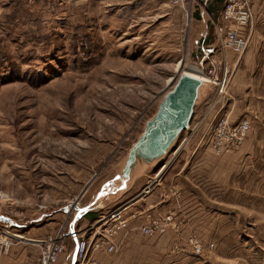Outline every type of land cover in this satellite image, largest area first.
I'll use <instances>...</instances> for the list:
<instances>
[{"label":"rangeland","instance_id":"1","mask_svg":"<svg viewBox=\"0 0 264 264\" xmlns=\"http://www.w3.org/2000/svg\"><path fill=\"white\" fill-rule=\"evenodd\" d=\"M244 1L248 42L235 54L219 50L220 19L207 40L196 28L195 14L204 12L199 0H185L182 8L169 0H0V220L8 222L0 221V233L21 235L50 223L49 235H64L83 208L96 216L74 226L86 238L100 230L99 217L125 206L180 148L152 191L123 212L131 218L126 233L141 249L135 258L264 264V0ZM202 50L221 61V85L209 84L200 95L189 130L162 165L117 200L101 195L100 184L117 171L181 74L175 65L197 66ZM221 118L250 122L240 147L213 148ZM178 167L183 172L171 196L162 182ZM157 188L158 197L169 199L167 193L174 201L150 203ZM72 203L80 208L72 211ZM167 214L174 228L142 234V225ZM12 241L9 249L23 240ZM194 244L201 254L192 252Z\"/></svg>","mask_w":264,"mask_h":264},{"label":"built area","instance_id":"2","mask_svg":"<svg viewBox=\"0 0 264 264\" xmlns=\"http://www.w3.org/2000/svg\"><path fill=\"white\" fill-rule=\"evenodd\" d=\"M184 2L185 0H169L171 6L178 8H182ZM219 19L222 24L215 25L219 50L241 54L247 46L248 36L246 30L251 19V12L246 1L225 0ZM220 63L221 61H215L208 52L203 51L197 65L202 68V75L216 87L221 85L216 73V66L220 65ZM249 130L250 122L248 120L230 125L228 119L221 118L214 127L212 141L210 142L217 152L234 150L244 143ZM157 173L147 181L136 198L147 196L152 191L154 186L160 181L161 175L157 177ZM148 187L149 190H146ZM72 205V211L80 208L78 203H72ZM125 209L126 205L100 217L96 222L100 225V230L90 233L86 238H83L79 233H74L73 237L77 240L76 260L78 264H101L96 259V254L102 252L117 235L126 233L130 229L131 218L124 216L123 212ZM82 211L83 209H81ZM81 214L74 215L76 220L80 218ZM174 226L173 214H167L161 218L152 219L147 224L142 225L140 230L145 236L164 235ZM12 240H22V238L11 237L7 232L0 233V257L7 254L9 246L13 242ZM64 242L65 238L61 233L54 236L47 235L40 240H34L39 249V263L57 264L60 256L65 252ZM192 252L196 255L201 254L200 245L194 244Z\"/></svg>","mask_w":264,"mask_h":264},{"label":"water","instance_id":"3","mask_svg":"<svg viewBox=\"0 0 264 264\" xmlns=\"http://www.w3.org/2000/svg\"><path fill=\"white\" fill-rule=\"evenodd\" d=\"M201 84V80L185 73L178 76L161 98L155 114L146 121L143 132L130 146L114 177L101 187V195L103 192L110 196L121 195L148 170L162 165L181 133L190 128ZM115 181H120V185L112 189L109 184Z\"/></svg>","mask_w":264,"mask_h":264},{"label":"crops","instance_id":"4","mask_svg":"<svg viewBox=\"0 0 264 264\" xmlns=\"http://www.w3.org/2000/svg\"><path fill=\"white\" fill-rule=\"evenodd\" d=\"M201 4L203 5V10L204 12H199L198 14H195L194 21L199 23L196 28L199 30L201 28L203 30V34L205 35V40H207L208 33L210 31V25H212V22L214 20H219V14L222 9L223 3L225 0H199ZM208 20L210 21L208 23ZM198 32V31H197ZM204 41V40H203ZM209 41V40H208ZM209 45H207L208 47ZM206 51V50H202ZM148 172V171H147ZM146 172V173H147ZM183 172V168H177V169H171L170 172H168V175L164 178V181L162 184H164L163 189L166 192L170 193L171 196L172 191L175 190V188L178 189V179ZM116 171L114 170V173H112V177L115 175ZM145 173V174H146ZM145 176V175H144ZM143 176V177H144ZM112 177L108 178L107 180L103 181L100 184V187L97 189V191H100L101 187L109 181ZM141 177V178H143ZM139 178L136 180L130 189L123 194H117L111 196L115 200L119 199L122 195H126L128 192H130L135 184L141 180ZM150 179V178H149ZM161 184V183H160ZM146 185V183L141 187ZM176 186V187H175ZM159 187H162L160 185ZM136 190L135 194L137 196L138 192L141 191L142 189ZM161 188H157L155 191H153L152 195L147 198L150 203H153L154 201L156 202V205L166 201V202H173L174 198L171 199L170 194L167 195V193L164 195L165 197H168L169 199H162L161 193H159L158 197V191H160ZM170 190V191H169ZM175 192V191H174ZM176 194V193H175ZM97 196V195H96ZM96 196H93V199H95ZM117 196V197H115ZM136 196H131L129 201L127 202L126 206H129L131 208L133 202L138 200L139 198H136ZM180 196V195H179ZM154 200V201H152ZM99 200L96 199V202ZM179 202V201H178ZM155 204V203H153ZM153 206L149 205L148 208H152ZM96 218L95 215L88 213V211H82V214L78 220L74 217L70 223L69 230L66 232L65 238V252L63 255L60 256L58 263L57 264H78L76 260V246H77V240L74 238V233H77L78 231L75 229L76 222H78L80 219L83 221L82 225L87 226L90 224V222H93V220ZM100 218V217H99ZM7 220V219H6ZM2 222H4V219H1ZM8 223V222H4ZM14 228L21 229V226H19L16 223H13ZM49 224H45L41 227H31L30 229L26 230V232H19L21 233V236L23 237V241L13 245L7 252V254L3 255L0 257V264H40L39 263V249L38 247L34 244V240L37 239H42L46 235H49ZM89 228V227H88ZM16 231V229H13ZM16 233V232H15ZM14 234V233H12ZM17 234V233H16ZM20 235V234H17ZM137 237L136 235L132 233H122L117 235L111 243L100 253L96 254V259L101 263V264H141L142 261L141 259H136L135 256H141L142 254L140 253L141 249H136L133 246H135L133 241H136Z\"/></svg>","mask_w":264,"mask_h":264},{"label":"bare ground","instance_id":"5","mask_svg":"<svg viewBox=\"0 0 264 264\" xmlns=\"http://www.w3.org/2000/svg\"><path fill=\"white\" fill-rule=\"evenodd\" d=\"M174 73H185L191 77L197 78L199 80L202 81V84L199 88V96L205 91L206 87H207V82H209L203 75H202V69L199 66H189L184 68V64L183 62H178L175 67H174ZM176 79V78H175ZM174 79L173 78H169L166 81V86H169L173 83ZM167 91V90H166ZM197 104V103H196ZM180 149V148H179ZM176 150V152L172 155V157L165 163V167L157 174V177H159L161 175V173L168 167V165L170 164V160L176 155V153L179 151ZM114 177V176H113ZM112 177V178H113ZM120 185V181H115L109 184V187L113 188H117ZM150 187V186H149ZM149 187L146 190H149ZM83 209V208H82ZM8 235H10L11 237L14 238H23V236L21 235H17V234H12V233H7Z\"/></svg>","mask_w":264,"mask_h":264}]
</instances>
